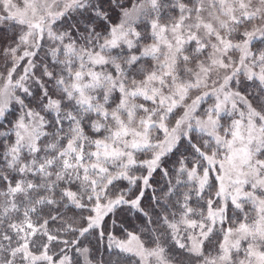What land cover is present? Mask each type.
<instances>
[{
  "label": "snow or ice",
  "instance_id": "snow-or-ice-1",
  "mask_svg": "<svg viewBox=\"0 0 264 264\" xmlns=\"http://www.w3.org/2000/svg\"><path fill=\"white\" fill-rule=\"evenodd\" d=\"M0 264H264V0H0Z\"/></svg>",
  "mask_w": 264,
  "mask_h": 264
}]
</instances>
